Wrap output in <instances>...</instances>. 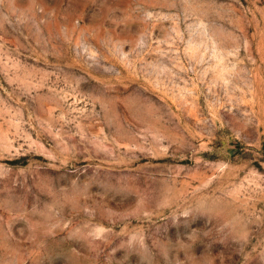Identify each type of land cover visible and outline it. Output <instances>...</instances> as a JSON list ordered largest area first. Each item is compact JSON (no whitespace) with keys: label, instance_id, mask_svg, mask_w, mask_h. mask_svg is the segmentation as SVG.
Masks as SVG:
<instances>
[{"label":"rangeland","instance_id":"374dc122","mask_svg":"<svg viewBox=\"0 0 264 264\" xmlns=\"http://www.w3.org/2000/svg\"><path fill=\"white\" fill-rule=\"evenodd\" d=\"M0 264H264V0H0Z\"/></svg>","mask_w":264,"mask_h":264}]
</instances>
